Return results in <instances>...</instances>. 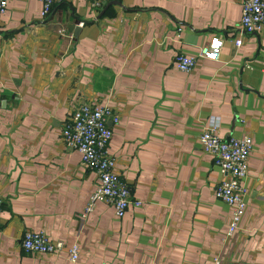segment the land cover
<instances>
[{
	"label": "crops",
	"instance_id": "obj_1",
	"mask_svg": "<svg viewBox=\"0 0 264 264\" xmlns=\"http://www.w3.org/2000/svg\"><path fill=\"white\" fill-rule=\"evenodd\" d=\"M244 0H8L0 17V264H264V31L241 37ZM63 30L64 34H60ZM223 38L216 62L174 64ZM81 104L108 106V154L130 188L122 219L97 202L96 175L60 131ZM209 117L224 139L250 137L246 209L228 235L223 175L198 137ZM26 231L62 242L25 253ZM76 245V262L67 248Z\"/></svg>",
	"mask_w": 264,
	"mask_h": 264
},
{
	"label": "built area",
	"instance_id": "obj_2",
	"mask_svg": "<svg viewBox=\"0 0 264 264\" xmlns=\"http://www.w3.org/2000/svg\"><path fill=\"white\" fill-rule=\"evenodd\" d=\"M42 5V19H46L53 8L66 0H39ZM109 0H86L93 11L101 9ZM8 0H0V17L7 10ZM264 31V0H244L241 5L238 35L233 39L236 47L241 45V37ZM64 34L63 30L59 31ZM223 38L214 36L200 47L196 55L177 54L173 64L181 73H190L197 61L219 60ZM111 126L118 123V117L108 106L95 107L90 104L78 105L65 121L61 139L67 149L80 154L81 165L96 175L97 185L91 194L82 217L92 212L97 202L112 207L117 219H122L130 206L140 203L131 200L130 188L120 179L115 170V162L108 154V144L112 137ZM220 120L209 117L201 131L198 142L202 151L213 158L214 166L223 175L222 181L214 189V196L230 209L231 217L228 235L234 233L246 209L247 190L244 180L247 176L248 159L253 144L248 136L224 139L219 136ZM2 202L0 199V212ZM21 249L28 254L59 255L64 248L62 242H53L43 232L26 231L20 240ZM68 259L76 262L79 251L76 245L67 248ZM214 259V264H218Z\"/></svg>",
	"mask_w": 264,
	"mask_h": 264
}]
</instances>
